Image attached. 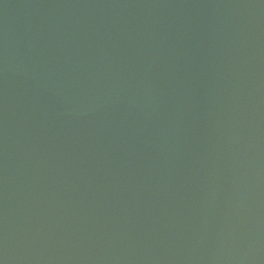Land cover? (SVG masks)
Wrapping results in <instances>:
<instances>
[{"label":"water","instance_id":"water-1","mask_svg":"<svg viewBox=\"0 0 264 264\" xmlns=\"http://www.w3.org/2000/svg\"><path fill=\"white\" fill-rule=\"evenodd\" d=\"M0 264H264V0H0Z\"/></svg>","mask_w":264,"mask_h":264}]
</instances>
